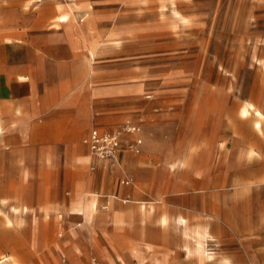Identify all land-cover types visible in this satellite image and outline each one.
I'll return each instance as SVG.
<instances>
[{"label":"rangeland","instance_id":"374dc122","mask_svg":"<svg viewBox=\"0 0 264 264\" xmlns=\"http://www.w3.org/2000/svg\"><path fill=\"white\" fill-rule=\"evenodd\" d=\"M5 35L0 60L24 68L19 78L33 80L36 95L88 106L81 137L74 138V122L67 133L70 146L75 140L70 156L91 160L79 181L65 160L67 144L32 142L31 156L46 155L51 164L31 163L23 186L9 180L0 148V264H87L92 256L104 264L94 224L64 213L90 193H99V209L110 213L112 264H264V0H0ZM127 124L140 128L139 154L100 160L84 143L92 128L113 132ZM235 137L245 156L226 160ZM23 188L30 211L16 204L10 224V202ZM156 200L160 215L183 211L207 227L199 262L179 234L170 245H143L131 226V250V231L117 218ZM75 240L83 250L77 255ZM155 246L145 257L142 248Z\"/></svg>","mask_w":264,"mask_h":264},{"label":"crops","instance_id":"0c3cea01","mask_svg":"<svg viewBox=\"0 0 264 264\" xmlns=\"http://www.w3.org/2000/svg\"><path fill=\"white\" fill-rule=\"evenodd\" d=\"M24 71V68L19 69L13 66L8 58L0 60V121H2L7 130L12 129L13 132L17 133V135L11 137L8 140L0 137V148L7 151L5 163L9 180L14 184L18 181H21L24 186V183H27L29 180L31 163L34 164L36 162L38 165L44 167L51 164V158L47 157L46 155L36 159L31 156L30 147L32 146V142H36L39 145L59 144L61 142L67 144L65 145V160H71L69 163L75 167V169H72V174L75 176V178L79 181L85 180L91 159L87 155L83 157L70 156L69 151L70 149H73L75 140H72L73 144L70 146L67 125L73 122L74 124H78V127L75 131L76 133H74V138H80L81 126L86 124V120L91 116V112L88 110L87 112H84L83 109L87 105H73L71 103H63L61 100L57 98L55 99L54 97L49 98L50 96L48 95H36L35 82L26 75L23 76V78H19L18 74L23 73ZM90 101L93 104V97L86 99L87 104H89ZM18 108H21V113L17 114L16 111ZM244 119L249 120V118ZM251 125L254 129H256V131L263 132V125L261 129L257 128L255 124L251 123ZM93 129L94 128H92L91 131ZM91 131L88 132L85 138L88 137ZM34 134H37V136H34ZM6 142L10 144L9 147L5 146ZM201 149L203 152L205 151V144ZM194 151L195 149L192 150V153H194ZM125 153L126 151L123 152V155ZM244 156V151H241L239 148V138L235 137L231 142V155L230 157H227L226 160H241L244 158ZM188 160H190V158L182 161L180 166H188ZM168 167L174 170L176 168V164L169 163ZM122 192L123 191H121V193ZM91 194L99 195L97 202V208L99 209L101 195L99 193ZM79 195L81 194H77V200ZM27 197L28 191L24 190L23 188L21 199L19 200L18 198H14L10 204L16 203L20 204L19 206H22ZM158 201L159 200L138 202L137 206L132 210L129 217L117 218V225H120V227L123 228L128 226L129 230L131 231L129 239H131L130 246L132 247V251H134L133 246L137 242V239L134 237V234L131 230L132 225L133 228L138 230L140 237L139 240L143 245H170L174 243L173 239L179 234L182 238L187 240L186 245L190 246L193 240V230L197 226H203L206 229L207 238L209 237L207 227L198 219L193 221L192 219L184 217L183 211H181L183 214L180 215H176L172 211L168 210L164 212L171 218L167 232L161 225L156 226L154 221L148 220L144 215L142 204H157ZM125 202H128V200H125ZM106 208L108 209V207ZM105 210H100L101 216L99 221L94 223L91 229H93V231H95V235H97L93 237V244L99 247L100 254L104 259V264H112L113 260L109 254L110 246L112 247L110 242L113 243V236H111L107 231L110 225L111 217L110 213ZM182 219L186 221L185 225L181 223ZM81 226L82 224L79 225V227ZM97 231H99V233ZM60 235L62 236L63 233L61 232ZM126 237L128 236L126 235ZM74 244L75 245L71 251L77 255L79 252L83 251L82 246L76 240L74 241ZM102 244L104 245V248ZM156 246L153 249L149 248L146 250L145 257L150 259V256L152 253H154ZM184 250L189 255L188 249L186 247H184ZM122 254L126 256L129 261H132V258L128 255V253L122 252ZM94 257L97 258L96 256H92L87 264H92V258ZM4 259V257L1 258V263L5 261ZM79 259H81V257L77 256L75 261H78ZM122 260L125 262V259ZM152 261H164L167 263L163 258H156ZM65 262L71 264L67 260H64L63 264H65ZM100 263L103 264L101 261Z\"/></svg>","mask_w":264,"mask_h":264},{"label":"bare ground","instance_id":"6f19581e","mask_svg":"<svg viewBox=\"0 0 264 264\" xmlns=\"http://www.w3.org/2000/svg\"><path fill=\"white\" fill-rule=\"evenodd\" d=\"M71 13H72V11L65 12L61 18L67 19L71 15ZM88 13H89V11L87 10L84 15H87ZM11 35H13V34H11ZM14 36H16V38H18L19 42L22 41V38L19 34H16ZM6 38H7L6 35L0 36V41H5ZM16 113L17 114L21 113V108H18ZM10 132L12 134H10ZM15 135H17L16 132H13L12 129L7 130L4 126V124L2 123V121H0V137H3L4 139L8 140L11 137H14ZM9 145L10 144L8 142L5 143L6 147H9ZM98 198H99L98 194H91L90 193L84 198L82 207L70 209L69 211H64V213H65V215L67 214L70 217L74 216V217H76L82 221H87V222H90L91 224H94V223L99 221V218L101 216V211L97 208ZM158 203L159 202H157V204H154V203L142 204V209L144 210V215L146 216V218L148 220L154 221L156 226L161 225L167 232V228L169 227L171 218L166 213H163L162 215H160V207L158 206ZM18 209L19 208H17L16 203L9 205V213L12 215V217L11 216H8V217L5 216L7 218V219L6 218L5 219H6V221H8V223H10V224L14 223V217H15ZM21 211L24 214L28 215V212L30 211V207L23 204L21 206ZM181 223L185 225L186 221L184 219H182ZM74 237H75V235H74ZM192 237H193L192 244L190 246L184 245V247H186L188 249V253L191 254L196 259L197 262H199L203 258L204 253H205V245H206V241H207L206 229L203 226H197L193 230V236ZM146 250H148L147 247L142 248V251L146 252ZM161 263L167 264L164 261H157V262L152 261L149 264H161ZM15 264H17V263H15Z\"/></svg>","mask_w":264,"mask_h":264},{"label":"built area","instance_id":"2783aa9c","mask_svg":"<svg viewBox=\"0 0 264 264\" xmlns=\"http://www.w3.org/2000/svg\"><path fill=\"white\" fill-rule=\"evenodd\" d=\"M140 128L133 124H127L113 132H103L94 128L84 143L90 152L100 160H118L123 152L128 151L139 154L143 141L137 137ZM130 184L129 181L126 182ZM65 264H68L65 262ZM92 264H101L98 258H92Z\"/></svg>","mask_w":264,"mask_h":264}]
</instances>
